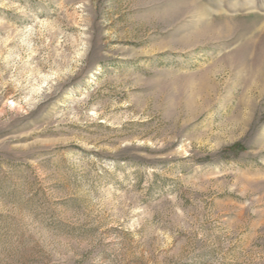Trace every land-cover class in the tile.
Returning <instances> with one entry per match:
<instances>
[{
  "label": "rangeland",
  "instance_id": "rangeland-1",
  "mask_svg": "<svg viewBox=\"0 0 264 264\" xmlns=\"http://www.w3.org/2000/svg\"><path fill=\"white\" fill-rule=\"evenodd\" d=\"M0 264H264V0H0Z\"/></svg>",
  "mask_w": 264,
  "mask_h": 264
},
{
  "label": "trees",
  "instance_id": "trees-1",
  "mask_svg": "<svg viewBox=\"0 0 264 264\" xmlns=\"http://www.w3.org/2000/svg\"><path fill=\"white\" fill-rule=\"evenodd\" d=\"M233 147V146H232Z\"/></svg>",
  "mask_w": 264,
  "mask_h": 264
}]
</instances>
